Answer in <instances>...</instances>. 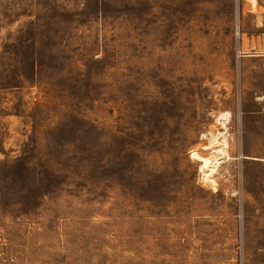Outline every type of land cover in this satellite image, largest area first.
Segmentation results:
<instances>
[{
	"label": "rangeland",
	"instance_id": "obj_1",
	"mask_svg": "<svg viewBox=\"0 0 264 264\" xmlns=\"http://www.w3.org/2000/svg\"><path fill=\"white\" fill-rule=\"evenodd\" d=\"M0 264H264V0H0Z\"/></svg>",
	"mask_w": 264,
	"mask_h": 264
},
{
	"label": "bare ground",
	"instance_id": "obj_2",
	"mask_svg": "<svg viewBox=\"0 0 264 264\" xmlns=\"http://www.w3.org/2000/svg\"><path fill=\"white\" fill-rule=\"evenodd\" d=\"M220 145L221 146L218 147L217 151L222 156H225L228 153L227 152L228 143L226 141V138L220 141ZM201 160L204 162V165L202 166V170L204 171V180L207 183L216 186L217 181L215 180L214 175L217 172L218 166L220 164L219 158L214 159L212 157H201Z\"/></svg>",
	"mask_w": 264,
	"mask_h": 264
}]
</instances>
